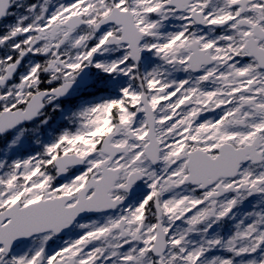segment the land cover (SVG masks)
<instances>
[{
	"label": "snow or ice",
	"instance_id": "obj_1",
	"mask_svg": "<svg viewBox=\"0 0 264 264\" xmlns=\"http://www.w3.org/2000/svg\"><path fill=\"white\" fill-rule=\"evenodd\" d=\"M0 264H264V0H0Z\"/></svg>",
	"mask_w": 264,
	"mask_h": 264
}]
</instances>
